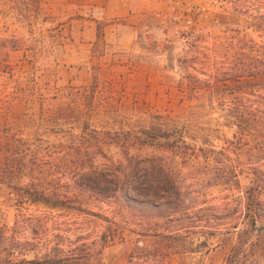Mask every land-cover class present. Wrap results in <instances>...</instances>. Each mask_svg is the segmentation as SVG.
<instances>
[{"label":"rangeland","instance_id":"1","mask_svg":"<svg viewBox=\"0 0 264 264\" xmlns=\"http://www.w3.org/2000/svg\"><path fill=\"white\" fill-rule=\"evenodd\" d=\"M234 2L153 0L111 19L88 8L0 0V257L15 264H264L261 242L242 232L240 204L258 156L248 155L243 140L242 149H230L239 140L218 114L228 98L185 94L187 71L206 78L220 61L198 56L185 71L177 61L192 57V41L211 48L224 28L259 23L249 15L264 12L258 0ZM199 108L210 113L185 125L205 140L207 158L133 142L155 115L183 122ZM224 165L239 185L211 181ZM93 170L103 174V194L80 185L79 174ZM165 174L179 187L172 207L139 208L122 199L124 190L109 189L113 175H127L142 198L160 203L154 179ZM41 191L46 203L34 201Z\"/></svg>","mask_w":264,"mask_h":264},{"label":"trees","instance_id":"2","mask_svg":"<svg viewBox=\"0 0 264 264\" xmlns=\"http://www.w3.org/2000/svg\"><path fill=\"white\" fill-rule=\"evenodd\" d=\"M240 1L235 0V5ZM253 4H255L254 1ZM257 4L259 8L261 6L264 8V0H258ZM234 10L239 13L245 12L238 11L236 8ZM249 15H253V18L259 23L244 28L239 26L224 28L220 35L215 36V42L211 48L200 47L198 43L192 41L189 44L194 53L192 57L188 61H184L185 58L180 57L177 61L179 68L184 69V71L189 66L194 69V62L199 60L198 56L203 57L207 62L214 57L220 61L221 67L218 73L208 75L206 78H200L197 74L187 71L184 79L191 87L185 94L190 99L203 101L212 95H219L222 99L228 98V102L220 106L218 114L222 120L221 124L232 128V139L239 140V142L231 141L230 149L233 151L242 149L241 140H243L249 146L246 151L248 155L250 156L252 153V155L258 156L256 163L251 168L249 185L240 196V204L245 222V228L242 232L245 231L250 234L255 241L261 242L262 247H264V201L262 199L264 197V25L262 24L264 12H251ZM248 29H251L252 32L248 33ZM181 81L183 80L181 79ZM207 92H209L208 95H206ZM201 112L209 114L210 110L205 108L193 109L188 118L182 120L183 122L173 118L164 120L162 116L155 115L147 126L136 133L133 142L141 147L153 146L158 149L170 150L186 158H199L201 156L207 158L210 155V150L205 140L196 135L197 131L194 133L190 131V125L197 124L196 119ZM185 123L190 125H185ZM220 168L210 178L211 181L219 180L221 183L234 181L239 185L234 169L224 165L223 170L219 173ZM102 175L95 170L80 173V185L103 194L108 189L99 185ZM165 175L166 177L163 176L161 181L158 177L154 179L156 183L153 187L152 196L158 199L164 198L160 203L153 199L147 198L145 200L142 198L144 193L135 184V181L127 182L125 179L127 175H124L123 179L113 175L110 182L114 184V187L109 189L113 193H117L120 189L124 190L121 197L132 206L141 208L146 205L152 209L160 210L161 207H172L173 201L179 195V187L175 185L173 180L169 179L168 174ZM82 181H85L87 185ZM130 191L135 192L137 197L131 195ZM172 194L175 197L169 199L168 196H172ZM44 196H46L45 192L41 191L40 195L34 198V201L46 203ZM0 264L15 263L11 257H0Z\"/></svg>","mask_w":264,"mask_h":264},{"label":"crops","instance_id":"3","mask_svg":"<svg viewBox=\"0 0 264 264\" xmlns=\"http://www.w3.org/2000/svg\"><path fill=\"white\" fill-rule=\"evenodd\" d=\"M36 5L47 1L53 6H72L88 8L105 18H121L135 12L143 11L153 0H35Z\"/></svg>","mask_w":264,"mask_h":264}]
</instances>
